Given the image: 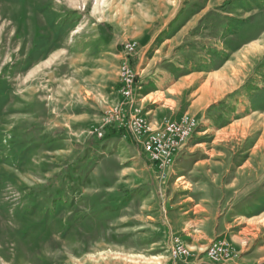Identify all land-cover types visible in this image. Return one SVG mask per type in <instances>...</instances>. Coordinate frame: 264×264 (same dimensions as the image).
<instances>
[{
  "label": "rangeland",
  "instance_id": "rangeland-1",
  "mask_svg": "<svg viewBox=\"0 0 264 264\" xmlns=\"http://www.w3.org/2000/svg\"><path fill=\"white\" fill-rule=\"evenodd\" d=\"M226 1L213 0L211 5L229 10V26L234 27L235 34L237 18L246 19L235 37L237 48L263 39L264 0H244L250 10L239 8V0L235 6L225 7ZM169 6L167 0H0V177L6 179L4 184L0 179V264H179L192 257L174 261L171 247L180 235L172 232L169 238L166 232L162 238V233L154 230H159L161 215L154 214L163 206L162 199L179 198L184 193L180 186L173 191L169 188L177 161L169 177L161 179L142 142L130 131L128 123L137 113L153 130L167 119L178 120L188 113L198 121L188 142L192 147L199 144L193 153L208 157L205 151L220 152L214 159L227 155L224 162L231 163L233 158L234 167L250 159L252 168H264L263 48L250 54L246 49L249 44L240 52L232 67L234 74L240 71L237 88L205 110L189 107V99L201 81L176 98V115L164 114L159 122H151L137 103V79L132 99L121 92V65L128 61L131 66L144 25L153 24L157 29L171 13ZM116 20L124 27L118 32V39L123 41L119 46L122 58L71 52L75 41L78 46L98 39L99 23L110 27ZM59 25L64 27L56 33ZM69 27L76 30L68 32ZM59 40L63 46L59 52L36 65ZM128 42L136 43V47L127 55L124 45ZM117 80L121 99L115 101V97H108L105 85L114 86ZM210 91L200 92L206 95ZM117 105L122 112H116ZM109 116L112 122L106 121ZM113 128L122 132L127 143L115 144L117 148L107 153L104 164L91 176L95 182L84 180L76 194L60 196L56 187L45 185L53 174L76 163L77 157H88V145L105 137L99 138L97 130L107 137ZM96 158L99 161L100 157ZM123 173H127V180ZM99 174L116 182L124 179L129 186V182H149L150 196L131 197L134 205L116 224L121 214L117 207L107 208L108 213L102 216L103 205L115 198L122 200L125 191L103 187ZM251 178L254 190L262 184L264 174ZM68 194L72 199H63ZM150 211L153 218L147 215ZM103 219L106 221L101 224ZM135 229H145L147 239L157 241L154 245L141 241L143 235ZM205 255L204 251L198 259Z\"/></svg>",
  "mask_w": 264,
  "mask_h": 264
},
{
  "label": "crops",
  "instance_id": "crops-1",
  "mask_svg": "<svg viewBox=\"0 0 264 264\" xmlns=\"http://www.w3.org/2000/svg\"><path fill=\"white\" fill-rule=\"evenodd\" d=\"M167 1L171 4L169 6L171 13L166 20H160L161 24L157 29L153 28V24L144 25V32L137 40L138 50L130 61L138 74L136 101L143 106L145 115L151 122H159L164 114L176 115V109H179L176 98L181 96L179 94L184 89L195 86L199 81L201 85L197 87L193 99H189L190 108L205 110L213 101L217 102L221 96L233 92L237 88L236 79H239L240 71L234 74L232 66L236 65L235 61L239 58L240 52L252 43L236 48V31L233 26H229L228 19L232 14L229 10H221L211 5L213 0H206L204 5L196 0ZM244 12L246 14V10ZM247 13L250 16V13ZM120 21L116 20L114 25L109 24L110 27L105 23H99L98 39L81 41L83 43L78 46L75 45V41L71 52L81 53V50L83 53L88 52L90 56L103 54L122 58L119 46L123 41L120 42L118 39V32L121 33L124 27ZM222 21V27L226 29H221ZM245 22L246 19L240 21L241 28ZM156 23L157 21L154 24ZM67 30L72 32L76 28L72 30L69 27ZM59 42L60 40L58 44L48 49L47 55L36 65L47 62L49 56L58 53L63 47ZM119 88L117 80L114 86L105 85V92L108 97L110 95L118 101L121 99ZM210 88V93L206 95L201 93ZM213 93L215 95H212ZM113 129L114 132L111 131L109 136L104 135L103 139L88 145L89 151L85 153L88 156L86 165H90L96 157L100 158L96 166L89 173H85L86 183L95 182L91 176L98 166L104 164L108 152L117 148L116 145L126 146V137L120 130ZM187 145L176 160V169L171 184L169 183L170 191L175 190L177 185L184 195L181 194L180 199L178 197L162 199L163 206L154 214L159 212L161 215L158 217L159 230L154 229L155 232H161L162 238L166 232L169 238L172 232L178 234L193 250L192 257L195 258L191 257L179 264H264V180L253 190L251 178L264 174V168L260 166L252 168L250 159L234 167L233 158L231 163L224 162L227 161V155H223V159L222 157L214 159L215 156L222 154L220 152L215 155L213 152L205 151L208 157H199L193 153L199 144H195L194 147L191 144ZM123 169L124 167L119 169L120 172ZM124 174V179L127 180V173H123V176ZM97 178H101L100 184L107 189L117 188L125 191L126 196L116 201L118 214L121 213L117 216L116 224L134 205L131 203V197L136 200L142 199V194L150 196L149 182L146 184L129 182L131 185L129 186L123 183L124 179L123 182L118 180L116 182L107 180L101 174ZM146 192L148 194H145ZM124 201L127 205L122 204ZM147 215L153 218L151 211ZM133 226L137 227L136 224ZM144 230L135 229L136 233L143 235L142 239L138 238L154 245L157 239H147ZM117 234L119 236L120 233ZM220 237L231 242L235 257L227 262H211L205 255L199 260V255L207 249L210 242ZM148 249H154V246Z\"/></svg>",
  "mask_w": 264,
  "mask_h": 264
},
{
  "label": "built area",
  "instance_id": "built-area-1",
  "mask_svg": "<svg viewBox=\"0 0 264 264\" xmlns=\"http://www.w3.org/2000/svg\"><path fill=\"white\" fill-rule=\"evenodd\" d=\"M135 47L136 43L128 42L124 45V50L128 55L135 51ZM120 77L123 83L121 92L127 99H132L137 73L128 61L123 62L121 65ZM135 111L139 112L137 109ZM116 112H122L120 105H117ZM106 121L112 122L110 116L107 117ZM128 125L130 131L142 142L144 151L156 166L159 177L166 179L175 165L178 154L187 146L189 140L192 138L198 127V121L186 113L178 120H165L161 127L153 130L146 123L145 119L137 113L132 116ZM96 132L99 138L104 136L103 132L98 130ZM205 252L209 259L216 262L229 261L235 257L231 242L222 237L212 241ZM191 256V249L180 237H176L171 247V258L174 261H178Z\"/></svg>",
  "mask_w": 264,
  "mask_h": 264
},
{
  "label": "trees",
  "instance_id": "trees-1",
  "mask_svg": "<svg viewBox=\"0 0 264 264\" xmlns=\"http://www.w3.org/2000/svg\"><path fill=\"white\" fill-rule=\"evenodd\" d=\"M235 1H238V0H228L225 2L226 4L224 3V5H225V7H228V5L230 7L235 6L236 5ZM243 2H245V1L239 0V2H237L239 5V8H244V9L250 10L251 6L246 8L247 6L244 5ZM250 3H252V0L250 1ZM251 17H252V15H251ZM240 18H237L238 21L236 23V25L239 28H241L240 26L242 24L239 21ZM248 18H250V17H248ZM222 26H223V21L221 22V29H226V27L224 28ZM63 27H64L63 25H59L57 27V29L63 28ZM59 30H62V29H59ZM240 30L242 31V28L238 29L237 34H236L237 36L240 34ZM55 31H57V30H55ZM236 48H237V46H236ZM101 138H103V137H101ZM77 160L78 161L74 164H71L69 166V168L63 167V169L61 171L57 172L56 174H53L51 179H49V181L45 185H48V186L52 185V186L56 187L57 195H59V196H60V193L68 192V193L76 194V190L80 191L81 190L80 188L83 187L82 182H84V180L87 179L86 175H84V173H89V171L96 166L98 159L97 158L93 159V161L90 165H86V164H88V161H87L88 158L85 156L82 159L78 158ZM2 178L3 177H0V179H2ZM4 180L6 181L5 178H3V182L1 180V182L3 184L5 182ZM1 182H0V185L2 186ZM62 197H64L63 199H69V200L72 199L71 194H68V195L62 196ZM116 201H117V198H115L112 203H109V205H103V207L105 209L103 210V214H101V215L104 216L108 213L107 208H111V209L116 208L117 207ZM71 204L73 205V202H71ZM102 221L103 222L101 224H104L105 223L104 221H106V219H103ZM105 226H108V224H105Z\"/></svg>",
  "mask_w": 264,
  "mask_h": 264
},
{
  "label": "bare ground",
  "instance_id": "bare-ground-1",
  "mask_svg": "<svg viewBox=\"0 0 264 264\" xmlns=\"http://www.w3.org/2000/svg\"><path fill=\"white\" fill-rule=\"evenodd\" d=\"M15 1V0H14ZM5 11V10H4ZM17 17V16H16ZM263 45H264V38L263 39H261L259 42H256V43H254V44H252L251 46H249V48H246V49H248V53L250 52V54L251 53H253V54H256V53H258V51L259 50H261L262 48L264 49V47H263ZM23 47V46H22ZM248 47V46H247ZM251 56V55H250ZM229 66V65H228ZM227 66V67H228ZM233 67V66H232ZM237 69V68H236ZM233 70V69H232ZM235 70V69H234ZM262 146V145H261Z\"/></svg>",
  "mask_w": 264,
  "mask_h": 264
}]
</instances>
